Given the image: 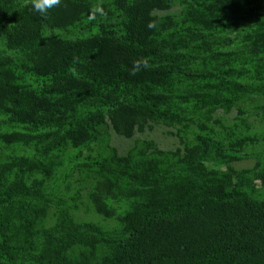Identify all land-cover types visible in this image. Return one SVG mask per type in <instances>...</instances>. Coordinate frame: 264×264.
<instances>
[{"label": "trees", "instance_id": "1", "mask_svg": "<svg viewBox=\"0 0 264 264\" xmlns=\"http://www.w3.org/2000/svg\"><path fill=\"white\" fill-rule=\"evenodd\" d=\"M182 2L189 3L193 28L182 37L174 34L157 42L149 40L156 28L150 14L162 8L164 0H117V30H112L116 36L106 33L97 47L87 41L60 43L49 37L45 30L54 26L53 8L43 16L33 10V0L0 8L4 20L0 35L7 50L22 55L35 70L51 77L49 85L35 91L21 89L17 83L12 86L13 60L0 56V106L15 103L14 114L20 122L51 129L53 143L37 151L35 168L47 170L42 159L49 158L66 139L87 142L104 113L113 122L118 117L127 131L123 133L129 135L134 122L150 118L160 105L164 113H175L174 96L192 98L197 109H209L226 102L230 94L248 93L241 83L249 73L244 67L229 66L221 76L203 75L207 80L203 85L197 75L175 80L171 74L175 64L210 50L211 40L240 15L252 16L262 9L264 0ZM61 4L83 14L90 5L87 0H62ZM251 22L246 31L249 45L244 48L253 53L256 76L264 80V58L257 51L264 50V19ZM106 52L114 58L124 57L118 68L102 61ZM184 81H191L195 88L182 91ZM85 103L89 107L79 112ZM116 129L119 131L118 126ZM254 178L264 182V168ZM241 184V189H235L229 178H212L195 169L163 188L144 180L137 185L142 189L150 186L152 194L125 214L124 235L106 234L91 224H75L63 217L46 234L47 248L33 257L29 251L34 221L25 217L30 203L43 202L44 197L24 183L11 184L0 192V264H89L88 256L80 262L65 258L73 246L91 251L107 248L100 264H264V199L256 201L246 195L247 179Z\"/></svg>", "mask_w": 264, "mask_h": 264}, {"label": "rangeland", "instance_id": "2", "mask_svg": "<svg viewBox=\"0 0 264 264\" xmlns=\"http://www.w3.org/2000/svg\"><path fill=\"white\" fill-rule=\"evenodd\" d=\"M25 1L0 0V8L9 9ZM87 1L90 5L86 14L64 4L54 7V26L47 27L46 34L60 43L87 41L92 46L108 32V36H116L112 30H117V0ZM188 4L182 0H164L162 8L154 9L150 18L156 21V28L149 40L161 42L174 34L182 37L187 29L191 30ZM253 15H240L211 40L210 50L194 53L186 61L175 64L171 74L175 80L197 75L203 85L207 81L203 75L221 76L229 66L244 67L249 73L241 83L248 93L230 94L226 102L209 109H197L192 98L174 96L175 113H164L160 105L150 118L134 122L129 135L123 133L127 131L118 117H114L115 124L110 114L104 113L87 142L77 144V137L66 139L49 158L42 159L49 172L35 168L34 159L38 150L52 145L51 129L41 126L37 129L20 122L14 114L15 103L0 106V192L21 182L38 189L44 197L43 202L30 203L25 217L34 221L31 257L47 248L46 234L63 217L75 224H91L106 234L124 235L125 214L152 194L150 186L142 189L137 185L144 180L163 188L195 169L212 178H229L235 189H241V183L247 179L249 186L243 187L246 195L256 201L264 199V182L254 178L264 168V80L256 76L253 53L244 48L249 45L246 31L252 20L264 19V7ZM2 19L0 24L4 22ZM101 46L106 47L104 42ZM257 51L264 58V50ZM1 55L13 60L12 86L18 84L21 89L29 87L35 91L51 83L50 75L35 70L22 55L8 51L0 35ZM123 59L111 57L107 52L102 55V61L108 65H121ZM189 86L195 88L191 81H184L180 89L189 91ZM176 95L181 97L180 92ZM82 106L79 112L89 107L86 103ZM21 233L22 228L19 238ZM13 245L11 242L10 246ZM107 253V248L102 246L94 251L73 246L66 251L65 258L80 262L88 256L89 264H100Z\"/></svg>", "mask_w": 264, "mask_h": 264}, {"label": "clouds", "instance_id": "3", "mask_svg": "<svg viewBox=\"0 0 264 264\" xmlns=\"http://www.w3.org/2000/svg\"><path fill=\"white\" fill-rule=\"evenodd\" d=\"M62 0H33L32 7L33 10L39 14L46 15V13L61 4ZM97 11H101L97 9ZM138 67V65H136Z\"/></svg>", "mask_w": 264, "mask_h": 264}]
</instances>
